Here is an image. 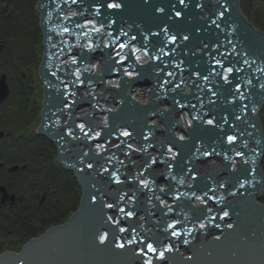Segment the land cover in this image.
Instances as JSON below:
<instances>
[{
	"label": "water",
	"instance_id": "obj_1",
	"mask_svg": "<svg viewBox=\"0 0 264 264\" xmlns=\"http://www.w3.org/2000/svg\"><path fill=\"white\" fill-rule=\"evenodd\" d=\"M36 8L45 46L38 133L56 144L83 194L65 222L0 264H264V31L241 0H38ZM130 61L139 80L107 82ZM141 80L146 99L135 96ZM0 90L8 96L5 76ZM151 139L155 155L142 151Z\"/></svg>",
	"mask_w": 264,
	"mask_h": 264
},
{
	"label": "flooded vegetation",
	"instance_id": "obj_2",
	"mask_svg": "<svg viewBox=\"0 0 264 264\" xmlns=\"http://www.w3.org/2000/svg\"><path fill=\"white\" fill-rule=\"evenodd\" d=\"M23 23V0H0V79L5 76L10 89L8 96L0 99V255L20 253L31 239L40 237L47 229L67 219L51 223L62 217L71 206L58 215L55 210L50 215L42 214L52 206L57 188L51 183H47L45 188L34 183L35 177L32 176L39 166L45 165L49 170L64 169L68 172L67 176H73L79 185L73 171L66 170L59 163L56 144L38 133L39 125L35 129L26 128L19 113L20 107L25 104L21 88L26 72L23 64L9 61V53L14 50V40L20 35ZM32 76L33 79L26 83L31 91L28 97L29 108L33 111L31 119L36 112L31 125L37 119L41 120L43 108V99L41 105L33 100L34 70ZM23 137L29 141H42L55 165L37 159L35 155L28 159L20 155L18 152L23 149ZM30 215L29 225H26V218Z\"/></svg>",
	"mask_w": 264,
	"mask_h": 264
},
{
	"label": "trees",
	"instance_id": "obj_3",
	"mask_svg": "<svg viewBox=\"0 0 264 264\" xmlns=\"http://www.w3.org/2000/svg\"><path fill=\"white\" fill-rule=\"evenodd\" d=\"M37 0H30V11L31 15L36 23V30L41 36L42 39V30L39 25V20L38 16L36 13L35 5H36ZM241 6L243 11L247 14L249 19L254 22V24L260 28L261 30L264 31V0H241ZM25 20V18H24ZM30 23V21H29ZM28 26L23 23L22 29L20 32V35L15 38L14 40V50H11L9 53V61L14 64H23L24 65V70L26 72V77L24 80V86L21 88L22 89V94L24 95V102L28 103L29 105V99L28 95L31 92L30 89L27 87V82L33 79V67L41 62L42 59V43H41V48L37 54L27 55L21 47V44H26V38L29 37V33L27 32ZM27 96V98H25ZM30 109V108H29ZM23 118V116H22ZM24 119V118H23ZM261 119L263 122L264 126V107L261 112ZM29 120L24 119V126L28 128L27 123ZM24 140V145L22 151L18 152L20 155H24L25 159H28L31 157L32 153L34 150L39 149L37 151V155L35 157L40 160H44L43 158L45 155L43 152L46 151V148L43 144L42 141H29L23 137ZM49 157V153H48ZM44 162V161H42ZM263 170H264V160L262 163ZM64 172H63V171ZM53 169L49 170L45 165L44 166H39L37 168V171L34 173L32 176L35 177L34 183L37 186L42 185V187H46L47 183H51L55 189L56 192L52 198V206L50 208H47V211L44 210L42 214L50 215L51 211L55 210L57 211V215L68 209L70 206L71 208L68 209V211L62 216L58 217L57 219L53 220L51 223L54 222H60L64 220L66 217H68L72 212H74L80 204V187L77 184L75 178L73 176H67L68 172H66L64 169ZM261 201L264 202V194L262 197L259 198ZM31 219V215L27 216L26 218V225H29Z\"/></svg>",
	"mask_w": 264,
	"mask_h": 264
},
{
	"label": "rangeland",
	"instance_id": "obj_4",
	"mask_svg": "<svg viewBox=\"0 0 264 264\" xmlns=\"http://www.w3.org/2000/svg\"><path fill=\"white\" fill-rule=\"evenodd\" d=\"M23 4H24V18H25L24 23L26 26H28L29 30H27V32L29 33V37L26 38V44H24V43L21 44V47L23 49H25L24 52L27 55L32 56L33 54H37L39 52V50L41 48L42 39H41L40 34L38 33V31L35 28L36 23H35L32 15L30 14L31 13V11H30V0H23ZM36 13H37L38 20H39L40 14L37 10H36ZM29 21H30V23H29ZM42 48H43V45H42ZM42 52H43V49H42ZM41 56H42V54H41ZM39 64H37L33 67L34 77L36 79V83L35 84L32 83V85H34L33 91H34V96H35L33 98V100L35 101L36 104L41 105L42 99H43V89H42V82H41L40 75H39ZM30 93H29V95H30ZM29 95H28V97H29ZM25 98H27V96H25ZM42 112L43 111H41V116H42ZM19 113L22 114L24 119L29 120L26 126H30L32 129H35L41 121V120L37 119L36 122H34L31 125V123L33 122V119L36 116V112L34 111V118L31 119V116L33 115V111H31L29 109V105L27 102L25 104L24 103L22 104V106L19 109ZM260 117H261V115H260ZM261 121H262V119H261ZM37 151H39V149L34 150L32 155H37ZM43 154L45 155V157L43 159L46 163L55 165V163H53V161H51L49 159L47 149L45 152H43ZM81 192H82V188L80 187V196H81ZM82 194H83V192H82ZM57 224H60V223H57Z\"/></svg>",
	"mask_w": 264,
	"mask_h": 264
},
{
	"label": "bare ground",
	"instance_id": "obj_5",
	"mask_svg": "<svg viewBox=\"0 0 264 264\" xmlns=\"http://www.w3.org/2000/svg\"><path fill=\"white\" fill-rule=\"evenodd\" d=\"M98 58L99 57H97V59H96V57H95V60L96 61H99ZM114 79H117V77H114ZM121 79H123L124 82L129 83L130 81H133V80H136L137 81L140 78L138 77L136 79V77L132 73H127L126 75L122 76ZM107 82H114V81L113 80H110V79H107ZM105 83H106V80H103L102 79V81L100 82L101 87H103V84H105ZM151 83H153V82H151ZM135 86H136V93H137V94H135L136 98H137V96H139V98H141V99H146L147 97L150 96V90H149L148 85H147V83L145 81H143V80L138 81V82H136V85ZM101 89L103 90V93L106 94V92H107L106 88H101ZM153 89L154 88H152V90ZM117 102L118 101L114 102L113 105L115 103H117ZM113 105H110V107H113Z\"/></svg>",
	"mask_w": 264,
	"mask_h": 264
},
{
	"label": "snow or ice",
	"instance_id": "obj_6",
	"mask_svg": "<svg viewBox=\"0 0 264 264\" xmlns=\"http://www.w3.org/2000/svg\"><path fill=\"white\" fill-rule=\"evenodd\" d=\"M111 6V5H110ZM177 15H179V13H177ZM121 47H123V45L121 46ZM228 71H231V69H228ZM209 123H211V121H209ZM124 135H128V133H124ZM230 139H234V138H230ZM227 215V213H225V216ZM121 231H123V229H121ZM101 239H103V237L101 238ZM123 245H121V247H122ZM148 248H149V250L150 251H155V249L152 247V245H148Z\"/></svg>",
	"mask_w": 264,
	"mask_h": 264
}]
</instances>
